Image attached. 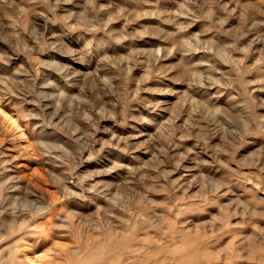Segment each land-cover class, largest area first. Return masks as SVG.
<instances>
[{
	"label": "rangeland",
	"instance_id": "obj_1",
	"mask_svg": "<svg viewBox=\"0 0 264 264\" xmlns=\"http://www.w3.org/2000/svg\"><path fill=\"white\" fill-rule=\"evenodd\" d=\"M93 252L264 264V0H0V264Z\"/></svg>",
	"mask_w": 264,
	"mask_h": 264
},
{
	"label": "bare ground",
	"instance_id": "obj_2",
	"mask_svg": "<svg viewBox=\"0 0 264 264\" xmlns=\"http://www.w3.org/2000/svg\"><path fill=\"white\" fill-rule=\"evenodd\" d=\"M110 245H112V242L109 241L106 245L100 246V247H99V252L103 251V249H105V248H109ZM96 247H97V246H96ZM30 249H31V248H30ZM111 249H112V248H111ZM97 252H98V251H97ZM97 252L88 253V254L85 255V256L82 255V258L79 257V259H76L75 264H87V263L93 261V260L96 259V257H97V254H96ZM48 254H49V253H48ZM72 255H73V254H72ZM72 262H74V261L72 260ZM11 264H12V263H11ZM72 264H73V263H72Z\"/></svg>",
	"mask_w": 264,
	"mask_h": 264
}]
</instances>
